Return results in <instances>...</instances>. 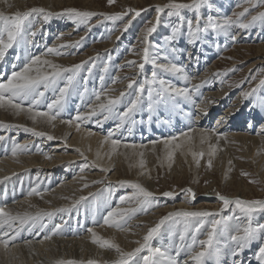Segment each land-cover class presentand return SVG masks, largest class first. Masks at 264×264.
I'll return each instance as SVG.
<instances>
[{
    "label": "bare ground",
    "instance_id": "obj_1",
    "mask_svg": "<svg viewBox=\"0 0 264 264\" xmlns=\"http://www.w3.org/2000/svg\"><path fill=\"white\" fill-rule=\"evenodd\" d=\"M64 1L0 0V264H264V250L259 257L251 258L249 254L257 247L258 238L239 243L238 249L227 236L218 238L217 243L210 242L202 253L183 249L179 239L174 241V231L167 236L162 214L158 217L164 212L163 221L168 222L185 211L182 201L174 207L169 204L176 200L175 193L158 198L161 202L167 200L160 208L126 223L127 210L149 212L151 197L157 192L146 183L107 177L112 170L108 163L110 151L171 145L189 152L196 141L203 144L211 139L221 142L237 138L245 143L247 139L257 142L262 136L247 132L249 127L239 132L243 114L232 119L227 108L210 125V112L226 102L228 91L221 94L219 89L206 90L204 99L192 107L196 76L185 82L184 74L188 77L190 70L185 73L176 67L184 74H175L174 64L161 57L154 71L158 69L173 78L165 80L161 100L151 99L149 111H143L145 120L134 118V114L142 115L136 107L128 114L116 111L124 97L116 103L113 97L122 96L127 88L123 82L108 83V90L104 82L97 85L90 76L83 84L85 89L80 90L83 57L69 56L70 50L63 49L60 37L52 33L42 36L39 24L31 28V21H25L30 12L44 14L43 27L47 29L46 25L50 26L51 19L61 11L52 6ZM91 1L81 0L90 5V13L105 15L93 8ZM70 29L68 26L61 34L72 33ZM46 40L51 44L42 48ZM140 43L149 47L143 40ZM77 60L80 63L71 68ZM261 63L264 56L250 65ZM90 82L98 89L95 98ZM53 92L56 96L50 99L48 94ZM103 106L106 111H99ZM160 106L166 107L168 119L159 114L163 112ZM133 128L140 132L135 133ZM158 131L163 138L155 141ZM47 144L52 145L47 148ZM62 176L61 182L57 181ZM102 180L106 187L99 192ZM125 181L139 185L148 204L142 206L134 196L128 201H124L126 196L123 201L117 199L118 192L113 195V190L124 188ZM112 204L113 208L105 211ZM193 213L200 217L205 211Z\"/></svg>",
    "mask_w": 264,
    "mask_h": 264
},
{
    "label": "rangeland",
    "instance_id": "obj_2",
    "mask_svg": "<svg viewBox=\"0 0 264 264\" xmlns=\"http://www.w3.org/2000/svg\"><path fill=\"white\" fill-rule=\"evenodd\" d=\"M91 2L93 8L106 12L105 15L90 13V5H85L81 0H66L52 6L61 11L51 19V27L46 25L47 29L43 27V20L46 18L44 14L30 12L25 19L27 22L31 21V28H36L33 26L39 24L44 34L42 36L52 33L53 37H60L63 49L70 50L69 56L83 57L81 70L79 69L80 90L85 89L83 84L90 76H94L97 85L104 82L103 86L108 90V83L123 82L127 90L124 88L122 96L119 94L116 98L113 97L114 103L124 97L116 111L119 115L128 114L136 107L135 111L141 110L142 115L134 114V118L142 117L145 120L146 108L149 111L152 100H161L165 80L173 78L171 74H163L158 69L154 71L158 63L156 60L161 57L163 60L167 59L169 64H174L175 70L172 71L175 74L183 73L176 67L182 68L185 73L187 69L190 70L186 73L188 77L183 73L185 82L196 76L194 79L197 80L193 84L197 86H192V92L195 93L192 107L202 100L206 90L219 89L221 94L228 91L226 102L210 112V125L227 108L232 113V119L237 114H243L242 119L240 117L242 124L238 128L239 132L243 133L249 127L247 132L262 136L257 142L247 139L245 143L237 138L221 142L211 139L203 144L196 141L189 152L175 150L171 145L110 151L108 163L112 170L107 177L114 175L140 184L146 183L145 186L157 192L151 197L153 203L147 209L149 212L145 210L134 213L127 210L126 223L160 208L167 200L161 202L158 198L170 197L175 193L173 199L176 200L169 204L174 207V203L182 201V209L185 211L168 222L163 221L164 212L158 214V217L162 214L161 224L168 228L167 236L174 231V241L179 239L183 249L188 247L193 252H205L210 242L217 243L221 236L231 238L238 249L239 243H245L249 238H258L257 247L249 254L251 258L259 257L264 250V63L256 66L250 64L264 56V0ZM27 5L29 7L31 4ZM131 11L136 13L132 15ZM68 26H71L72 33L61 34ZM142 40L149 47L137 44ZM53 41L51 38V43ZM51 43L46 40L42 48ZM259 46H263V49H259ZM78 60L70 67L78 65ZM202 73L204 75L200 76ZM88 84L90 88L93 87L92 82ZM87 88L90 89L88 86ZM97 90L94 87L91 90L93 98L97 96ZM55 96V92L48 94L50 99ZM238 101H241L239 107ZM106 106L99 111H106ZM161 107L160 112H163L159 114L164 117L167 109ZM80 110L81 108L78 112ZM189 111L191 115L193 110L190 107ZM159 120L164 123L162 119ZM133 129L135 133L140 132V129ZM158 137L163 138L159 131L155 133V141ZM51 145L47 144V148ZM63 177L65 176L57 181ZM104 184L103 180L99 182V192L106 187ZM125 185L119 191L113 190V195L118 192L117 199L121 197L120 201H123L126 196L124 201H128L134 196V201L142 206L148 204V198L139 185L126 181ZM238 194L241 197L236 196ZM112 208L113 204L105 211ZM198 209L205 211V214L199 217L193 213ZM104 215L105 212L102 218ZM190 237L195 239L191 241Z\"/></svg>",
    "mask_w": 264,
    "mask_h": 264
}]
</instances>
